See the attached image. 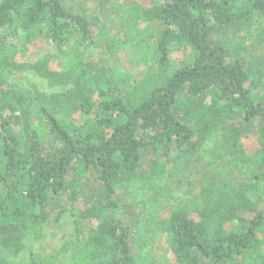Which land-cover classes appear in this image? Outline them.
<instances>
[{"label":"trees","instance_id":"trees-1","mask_svg":"<svg viewBox=\"0 0 264 264\" xmlns=\"http://www.w3.org/2000/svg\"><path fill=\"white\" fill-rule=\"evenodd\" d=\"M68 2L0 0L2 248L12 255L29 252L24 264H40L30 241L44 223L63 216L68 192L70 203L77 202L90 173L98 186L85 197L84 208L73 209L88 264H137L121 191L146 167L172 166L218 129L225 136L220 151L243 158L240 137L256 130L260 147L250 156L256 171L249 179L218 196L206 191L199 218L179 208L164 227L174 264L264 262V56L253 62L239 44L225 39L244 32L241 41L252 36L264 44V0H137L126 5L130 33L143 21L158 28L152 60L137 75L132 70L143 67L144 56L135 58L131 45L139 35L127 31L124 39L97 41L91 13H74ZM71 34L78 37L74 46L69 45ZM41 37L69 58L67 69L53 70L48 51L31 60L6 51L13 41L26 46ZM94 47L106 55L123 51L128 59L120 68L109 67L103 56L86 59L85 52ZM173 52H182L180 63ZM23 69L66 89L42 94L37 108L29 91L8 80ZM37 109L44 129L34 124ZM235 166L239 169V163ZM230 173H236L234 167Z\"/></svg>","mask_w":264,"mask_h":264},{"label":"rangeland","instance_id":"rangeland-1","mask_svg":"<svg viewBox=\"0 0 264 264\" xmlns=\"http://www.w3.org/2000/svg\"><path fill=\"white\" fill-rule=\"evenodd\" d=\"M136 1L69 0L68 6L74 13L84 11L91 13L92 23H94L92 26L94 38L97 41L102 38L106 41L108 37L116 40L124 39L127 31L129 32L132 27L126 22L127 13L123 11L126 5L129 6ZM260 21L264 25V21ZM154 29H158L156 25L143 21L139 22L137 27L131 31L132 37L137 35L140 37L131 45V48L135 49L134 57L144 56L143 67L134 68L133 75H137L152 60L158 35V31H154ZM23 33L24 31H21L20 34ZM252 34H255V30L252 31ZM243 36L244 32H240L237 36L231 35L225 39L230 43L239 44L244 54L246 53L251 61L256 62L264 56V44H261L254 36V38L251 36L249 39L241 41ZM69 38V45H76L75 41L78 37L71 34ZM18 42L13 41L15 44L6 47V51L18 60H23L26 56L31 60L43 56L48 51L52 55L50 67L53 70L61 71L69 67V58L66 59L55 45H50L42 37L26 46L21 44V40ZM79 49L82 52L85 51V47L82 45L79 46ZM172 55L178 63L184 57L182 52H173ZM92 56H103L111 68H120L123 59H128L123 51L119 50L115 55H106L98 47L85 52L86 59H90ZM8 80L29 91L37 108L42 104L44 97L42 94L63 93L66 89L63 86L51 87L44 77L32 69L14 71L9 75ZM43 118L42 112L37 109L34 115V124L40 129H44V122L40 121ZM77 118L81 119V114H77ZM224 137L222 129H218L195 151L183 155L172 166L146 167L137 179L124 191H121L120 195L126 204L132 227V253L137 264H174L170 247V233L164 227L165 221L170 218L171 214L179 208H187L195 218H199L198 215L205 207L206 191H209L213 196H218L231 187H240L256 171V166L252 164L250 156L254 155L260 147L258 132L253 130L240 137L245 154L243 158L223 154L224 152L220 151ZM237 163H239V169L235 166ZM233 167L236 171L235 174L230 173V169ZM67 179L70 189L72 175H69ZM92 180L93 176L89 173L83 180L85 188L73 205L69 201L68 192L62 202V207L67 208L63 216L57 221L44 223L30 241V248L40 264H88V251L77 235L73 209L85 207V197L90 196V191L96 190L98 186ZM249 195L254 197L252 193ZM93 197L95 198V196ZM57 212V208L52 210L53 217ZM29 255V252L12 255L0 245V264H24ZM248 264H264V262L260 259L256 263L254 261Z\"/></svg>","mask_w":264,"mask_h":264}]
</instances>
